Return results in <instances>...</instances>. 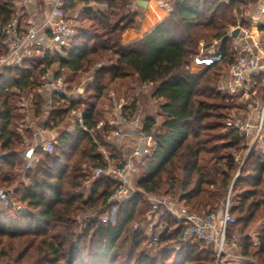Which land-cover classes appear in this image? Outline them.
Listing matches in <instances>:
<instances>
[{
    "label": "trees",
    "instance_id": "16d2710c",
    "mask_svg": "<svg viewBox=\"0 0 264 264\" xmlns=\"http://www.w3.org/2000/svg\"><path fill=\"white\" fill-rule=\"evenodd\" d=\"M135 1L63 0L66 17L79 10L74 20L88 26L79 27L59 52L45 50L41 56L34 51L20 67L0 70V187L10 189L13 201L25 209L0 208V264H214L213 251L201 242L173 247L180 243V221L161 216L149 234L134 228L149 208L140 192L115 204L113 222L93 218L76 230V214L88 208L107 209V199L119 185L118 180L101 176L92 180L86 198L82 191L91 173L88 168L106 165L97 142L102 144L112 128L97 127L101 122L97 102L115 81L135 76L138 84L152 86V98L161 100L160 123L152 116L141 123L155 145L137 164L133 175L137 188L175 198L197 212L216 211L237 169L230 153L224 160L230 171L219 169L217 155L242 146L233 130L220 133L229 112L246 103L221 94L216 85L234 58L232 38L227 36L228 26L235 23L233 11L248 8L255 0L152 2L146 5V10L154 11L150 24L142 19L143 12L131 8ZM14 13V0H0V27ZM200 39L206 42L204 55L218 54L221 59L196 70L192 60ZM99 61L105 63L95 68ZM55 63L56 75L63 76L71 94L68 98L55 93L47 98L41 92L42 75ZM91 68L92 83L83 97L75 95L80 75ZM251 79L256 96L262 97L264 74ZM24 102L44 130L64 127L71 110L81 112L80 118L73 117V132L58 130L49 149L35 144L32 168L24 166L26 146L16 131L17 121L28 115ZM134 108L136 102L128 115ZM231 194L235 221L228 226L227 239L237 241L240 256L232 263L264 264V227L257 234L258 246L249 236L253 226L264 224V139L250 150ZM156 231L158 242L150 252L146 246Z\"/></svg>",
    "mask_w": 264,
    "mask_h": 264
},
{
    "label": "built area",
    "instance_id": "2783aa9c",
    "mask_svg": "<svg viewBox=\"0 0 264 264\" xmlns=\"http://www.w3.org/2000/svg\"><path fill=\"white\" fill-rule=\"evenodd\" d=\"M28 4L30 0H21ZM63 0H55L51 6L49 16L40 25L32 24L23 31L17 18L10 19L5 25L0 27V70L4 67H20L25 59L30 58L33 52L43 56L45 50L67 46L70 39L75 34L69 19L61 9ZM226 2L227 0H222ZM264 24V4L260 8L258 15L250 22L249 29H244L242 33L235 37L231 46L234 52L233 61L223 69L220 80L216 85V90L221 94L232 98H240L250 108V112L245 116H232L226 122L227 131L233 130L237 139L241 143V150L244 154L234 157L237 169L228 187L223 202L216 211L197 212L189 210L181 205L177 200H169L164 197H156L152 194L144 193L141 189L133 185L129 177L136 171L138 162L147 156L153 149L155 142L150 134L142 131L141 124L132 122L135 129L124 131L129 125L130 119L121 114L117 116L110 125L114 127L113 136L122 147V139L130 138L128 154L122 164L111 166L108 162L105 166L91 169V178L106 177L116 179L119 185L113 190L107 199L109 207L98 214H93L102 223L113 222L116 207L115 204L125 201L135 192H140L142 197L149 201L151 208L148 210V218L153 217L147 230H153V226L158 223V218L167 215L183 224L180 234V243L186 244L198 241L210 247L214 253V264H233L238 259L237 241L227 239V229L235 221L232 211L235 207L231 194L233 180L240 171L250 150L262 139H264V95L258 100H254L255 91L251 76L259 73L264 74V41L259 37H254L251 30H258ZM228 33L227 36H230ZM203 44L200 43L199 53L193 58V69H202L221 59V55H204ZM100 67V64H97ZM43 86L50 93H55L64 98L71 94L66 90V84L62 76H55L52 72H45L42 75ZM80 89L76 90L78 95ZM239 99V100H240ZM243 99V100H242ZM75 113V112H72ZM249 114V115H248ZM35 144L25 147L22 158L26 162V168H31L35 163ZM50 143L44 144V149H49ZM90 178V179H91ZM86 180L84 185L90 181ZM11 190L0 187V208L14 209L24 212L21 204L12 200ZM159 226V225H158ZM159 229V228H158ZM156 231L147 243V249H151L158 242ZM254 246L258 243L253 241Z\"/></svg>",
    "mask_w": 264,
    "mask_h": 264
},
{
    "label": "rangeland",
    "instance_id": "374dc122",
    "mask_svg": "<svg viewBox=\"0 0 264 264\" xmlns=\"http://www.w3.org/2000/svg\"><path fill=\"white\" fill-rule=\"evenodd\" d=\"M30 3H31V0L29 1L28 4H30ZM16 4H24V3L21 0H14L15 13L12 16V18H17L18 20H20L22 17L19 16L18 12H16L17 11ZM251 6H252V4H250L248 6V8H252ZM131 8L133 10H135L134 4L131 5ZM238 9L240 11L243 10L242 7H239ZM77 11H79V10L71 11V12H69V14L71 16H73ZM150 11L148 9V10H146V11H144L142 13V15H143L142 19L144 21H147V20L149 21V19L151 20V17L154 16L153 15L154 11L153 10H152V12H150ZM150 13H152V14L150 15ZM69 21L71 22V26L73 27L75 33L78 31L79 27H84L85 28V27L88 26L87 22H85L83 20H77V21L73 20V21H71L69 19ZM26 22H27V20L25 22L24 21L21 22L20 27L22 28L23 31L27 30L32 24L37 25V26L40 25L43 22V20H41V22H39V24H35L34 22H31V21L28 22V23H26ZM87 31L90 33V30H87ZM200 43L203 44V49L206 48V42L203 39H200V40H198V42L196 44V48H195L196 53H199ZM203 52H204V50H203ZM98 63L101 65V64H103L105 62L104 61H99V62H97V64ZM53 68H55L54 72H57V65H56V67L52 66L51 68L47 69L46 72L53 71ZM95 68H97V65H96ZM93 73H94V69H90V71L88 70L86 73L80 75L79 80H78L79 86L74 91V92H76V90L80 89V91H79L80 93L78 94L79 96L83 97L84 96V91L86 90V86L88 84L92 83L93 78L89 79L90 78L89 76L92 77ZM54 75L55 76H61V75H56V74H54ZM47 90L48 89L42 85L41 92H42V94H44L45 97L48 98L50 92H49V90L48 91ZM151 94H152V86L150 84H138L137 80L135 79V76H132L131 78L123 80V81H116L115 84H112V86L105 93V95L100 100H98V102H97L98 103V109L101 110L100 111L101 122H99L97 127H102L103 125H106L107 127H111L112 128L111 130H109L108 134L102 140L103 141L102 144L97 142L98 150L104 155L106 163L108 162L111 166H115V165L122 164V162L124 161L123 158H124L125 155H124V153L122 154V152H121L123 150V147H120L117 144L118 141L116 139H114V136H113L114 127L112 125H110V122L113 121V119H115L117 116L123 114V115L127 116L130 119L131 123L129 125H127L126 128H124V131H126L127 128L130 129V130L131 129L132 130L135 129V127L132 124V122H137L138 121L137 123L141 124L142 120L146 116H152L156 120L157 124L160 123L161 119H160L158 114H159V105L161 104V100L152 98ZM259 98L260 97L256 96V94H255L254 100H258ZM240 101H241V99H240ZM133 102H136V108H134L132 110L131 115H128V110L131 107V104H133ZM242 102H244V101H242ZM26 103L27 102L23 103L25 111H26V115L28 114V116H27L28 118L26 117V119H30V118L32 119V117H33L32 112L30 111V109H28L29 105L26 104ZM125 108H127V109H125ZM47 111H48V109L45 111L46 114H47ZM250 111H251L250 108H248V106H245V108L243 107L242 109L241 108L233 109L232 111L229 112V115H230V117H232V116L240 117L242 115L245 116ZM72 112H75V113H72ZM75 116L77 118H80L81 112L80 111H76V110H71L69 116L67 117V120L63 124L64 127L63 126H59L58 128H54V129H51V130H44L43 126H41V129L44 130V131L54 132V133L55 132L57 133V131L60 130V129H62V130L64 129L66 131L74 130L76 122L73 121V117H75ZM26 119H25V122H26ZM36 122H37V120H36ZM26 125H27V123L23 124L21 120L17 121V126L18 127H17L16 131L21 133L22 142L24 143V146H28V145L31 144L30 138H31V134H32L31 131L30 132H25V127L24 126H26ZM227 132H228L227 129H225V130H222L220 134L221 135H225ZM126 140H130V138L122 139L120 141H123V143L126 144V145L127 144L131 145V141H129V143L128 142L126 143ZM130 145H127L126 148H128ZM228 153L232 154L233 157H236V156H240L241 157L244 154L243 150H241V147L238 146V145H237V147H234V148H232V149H230L228 151H225L224 153L218 154L217 156H218V160L219 161H218L217 167L219 169L223 170V171H225V170L230 171V169H228L229 167L224 162V160L226 158V154H228ZM125 157H128V156H125ZM234 163L237 165V163L235 161H234ZM24 166L26 168V165H24ZM91 169H93V167L88 168V172H90ZM235 172H236V170H235ZM235 172H234V174H235ZM134 173L131 174L130 177H129V180H130V182L133 185H135L134 184V180H133ZM90 178H91V173L88 176V179H90ZM92 180H94V179L91 178L90 181L88 183H86L87 186L84 185L83 188H82V191H83V194H84V198H86L88 196V194H89L90 184H91ZM11 196H12V194H11ZM154 196H156V195H154ZM156 197H162V196H156ZM224 197H225V195H224ZM164 198H168L169 200H177L175 198H169V197H164ZM12 200H13V198H12ZM143 200L147 204H149V201H147V199L145 200L143 198ZM179 203L182 205L181 202H179ZM234 204H235V202H234ZM102 208H103V206H102ZM150 208H151V206L149 205L148 210ZM148 210L144 214L142 219H140L139 221L134 223V225H133L134 228L141 227L143 230L148 229L150 222L152 220H154L153 217H151L150 219L148 218V215H147L148 214ZM189 210H192V209H189ZM102 211H103V209H102ZM102 211H99L97 208H90V209L88 208V209H85V210L79 212L78 214H76V216H75L76 230L80 231L82 228L85 227L86 222L89 219L96 218V217L93 216V214H98V213H101ZM193 211H195V210H193ZM163 216L164 217H169L167 215H163ZM169 218L173 219L171 217H169ZM158 220H161V218L159 217ZM263 227H264L263 222H259L255 226H253V228L251 229V231L249 233V236H250L252 241H254L256 243L259 242L257 234H258V232L261 229H263ZM146 233L149 234L150 231L147 230ZM231 240H233V239H231ZM231 240H229V241H231ZM154 247L155 246H153L151 249H147V250L151 252ZM173 247L177 248L178 246L175 244Z\"/></svg>",
    "mask_w": 264,
    "mask_h": 264
},
{
    "label": "crops",
    "instance_id": "0c3cea01",
    "mask_svg": "<svg viewBox=\"0 0 264 264\" xmlns=\"http://www.w3.org/2000/svg\"><path fill=\"white\" fill-rule=\"evenodd\" d=\"M55 0H31L30 4H16L17 6V11L19 13V16H21L23 18V21L25 22L27 20L26 23L28 22H34L35 24H39V22H41V20L46 19L49 16L50 13V9L51 6L53 4ZM141 2H145V4H152V2H156L157 4H164V2H166L167 0H140ZM252 4V8H243V10H239L234 9L233 11V16L235 19V23L233 25L228 26V33L234 32L236 29H238V32L236 33V36L240 35L242 33V31L244 29H249V24L251 22V20L253 18H255L258 13L260 12V8L262 7V5L264 4V0H255L254 3H249ZM146 5L142 6L136 3H134V8L136 11H141L144 12L146 10ZM71 15L69 14V17ZM77 16V12L71 16L69 19L71 21H73ZM154 16L151 17V20L149 19L148 24H150L153 20ZM71 23V22H70ZM251 33L254 37H259L264 41V29H258V30H251ZM235 36V37H236ZM232 38V44L235 41V37H232L231 35L228 36ZM56 51L59 50V48L55 47L54 48ZM59 52V51H58ZM99 64V63H98ZM55 65V66H54ZM53 65V67H56V63ZM97 65V64H96ZM94 69V68H91ZM51 71V70H50ZM55 68H53V71H51L52 73L56 74ZM90 71V70H89ZM89 79H92L93 77L89 76ZM88 79V80H89ZM116 81L113 83L115 84ZM48 91V90H47ZM28 116V115H27ZM28 118V117H27ZM37 120V119H36ZM35 118L32 117V119H26L23 120V124L27 123L26 126H24L25 128H28L31 130L32 134H31V138H30V142L31 144H40L42 143L47 144V143H51L53 141V139L56 136V132H48V131H44L41 129V122L39 120H37L36 122ZM68 132H73V130L68 131ZM130 140H126V143H129ZM130 145V144H127ZM126 144H124L123 150L121 151L122 154L124 153L125 156H127L128 151H129V147H127ZM124 156L123 159H125L126 157Z\"/></svg>",
    "mask_w": 264,
    "mask_h": 264
},
{
    "label": "water",
    "instance_id": "95a60500",
    "mask_svg": "<svg viewBox=\"0 0 264 264\" xmlns=\"http://www.w3.org/2000/svg\"><path fill=\"white\" fill-rule=\"evenodd\" d=\"M136 3L139 5H142V6L146 5L145 2H141L140 0H136ZM237 32H238V29H236L234 32H232L231 36L235 37Z\"/></svg>",
    "mask_w": 264,
    "mask_h": 264
}]
</instances>
